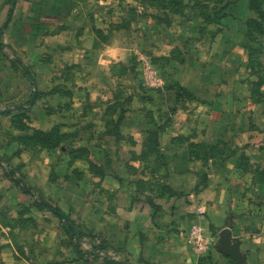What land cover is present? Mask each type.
I'll use <instances>...</instances> for the list:
<instances>
[{
	"label": "rangeland",
	"instance_id": "1",
	"mask_svg": "<svg viewBox=\"0 0 264 264\" xmlns=\"http://www.w3.org/2000/svg\"><path fill=\"white\" fill-rule=\"evenodd\" d=\"M67 1L75 7L58 12L52 28L39 0L10 19L15 35L5 42L0 61V111L12 108L0 117V264H132L110 245H126L127 239L142 245L139 225L144 229L145 222L153 226L146 230L152 240L162 233L167 248L174 236L186 245L184 262L169 256L180 251L167 249L161 264L238 262L220 253L212 238L213 245L196 250L193 228L204 241L216 232L209 233L201 218L178 213L188 179L237 178L229 189L236 199L230 200L231 224L245 220L250 238L264 226L257 201L258 192L264 199V21L250 10V0ZM59 3L46 0L45 6ZM80 12L90 35L85 52L74 22ZM66 21L70 31L52 40ZM121 30L125 37L118 39ZM104 43L123 47L117 60L96 57L94 50H103ZM147 62L161 86L146 85ZM130 102L129 123L124 115ZM152 115L157 121L150 129L176 130L182 123L186 129L171 139L163 136L158 149L147 139L145 150L132 154L129 136L120 138L119 131H139L141 117L148 121ZM129 160L147 170L126 167ZM188 160L197 161L191 165L197 170ZM129 186L134 207L143 211L137 215L125 210ZM10 187L19 198L3 200ZM157 193L163 197L155 201ZM151 211L159 214L151 219ZM134 227L137 233L128 234ZM115 236L118 242L111 240Z\"/></svg>",
	"mask_w": 264,
	"mask_h": 264
},
{
	"label": "crops",
	"instance_id": "2",
	"mask_svg": "<svg viewBox=\"0 0 264 264\" xmlns=\"http://www.w3.org/2000/svg\"><path fill=\"white\" fill-rule=\"evenodd\" d=\"M41 1L43 2V5L41 6V8H43V9L48 8V9H45V10H47L45 12V15H46L45 17L47 19H49V24H50L51 28L54 24V22H53V19L55 20L54 16L57 15L58 12L63 14L67 8H69V10H70V9H73L76 5V3L75 4L70 3L69 1H67L68 4H66L65 3L66 0H60V3L58 5L45 6L46 0H39V3ZM37 2H38V0H0V61L2 63H4V55L3 54H4V51L6 50V45H4V44H5V42H7L9 40V36L14 37V35H15V32L13 30L14 27H10V24H12L14 22V21L10 22L11 16L13 17V16H15V14L17 15V13H20L21 9H23L26 6H28L30 8L32 5H38ZM48 4H50V3H48ZM77 9H78V11H81V5L79 4V2L77 3ZM79 15H81V12L79 13ZM97 19H98L97 21L101 20L99 18H97ZM74 22H76V25L78 26V28L81 29L79 31L80 36H78V41L84 47V52H85V46L86 45L84 44V42L90 36L89 34H86L87 33L86 30H88L86 27V21H84V18L81 15V16H78V19ZM80 22H82V24ZM97 23L99 24V22H97ZM63 24L64 25L61 26V29L57 30L56 33H54L55 35L52 34V36H51L52 40L58 39L59 37L64 38L65 34H67L70 31V23L66 21ZM98 24L95 25L94 28H96V29L101 28V26ZM8 27H9V29H7ZM123 32H124L123 30H121V32H118V39L125 37V33H123ZM95 39H97V37L92 38L93 43H96ZM109 40H112V42H113V40H114L113 36L110 37ZM94 46H95V44H94ZM103 46H104L103 50H94V52H95L97 58L103 59L104 61L106 60L109 62H111L113 60H117V58H116L117 51H119V50L122 51V49H123V47L121 48L119 46H116V44H112V46H111V44L108 45L107 43H104ZM107 51H109V53ZM85 55L88 56V54H85ZM158 86H161V83H158V85L156 84L154 86H148V87L155 88ZM30 103H31V101H30ZM132 103L133 102H130L128 104V107L125 111L126 115H124L125 121L126 122L128 121L129 123L132 121L131 120L132 118L130 116H132L134 114V112L131 109ZM9 113L10 112L1 113L0 117L3 116L2 114H9ZM148 118L149 119L147 121V117H141V122H140L141 129L139 131L138 130L137 131H133V130H131V131H124V130L121 131L120 130L119 131L118 137L121 136L120 138H124V136H129L128 138H130V140H131V142H130L131 146H127V148L131 150L132 154L133 153L139 154L143 150H145L144 149L145 148L144 142L146 141V139L148 137L149 131L152 130V128L150 129L149 126H151L153 123H155L157 121L156 120L157 118L154 116H153L154 119H152L150 116ZM147 122L149 123V125H148V127H145ZM183 124L184 123H182V125H179L176 130L174 128H172V130L159 131L157 134L158 135V146H159V142L161 141L163 136H168V137L170 136L169 138L171 139L178 134H182L184 132L183 129L184 128L186 129V126H183ZM169 132H171L172 134ZM207 137L208 136H205V139H207ZM170 142L173 143L172 140H170ZM158 146L156 147L157 149H158ZM165 148L167 149V151H173L174 147H173V145H169L168 147L165 146ZM112 157L113 156H110V158H112ZM239 159H240V157H239ZM193 162H197V161L193 160ZM193 162L191 160H188L187 161L188 166H190L189 168L191 170H197L196 167L193 168L191 166ZM201 162H203V161L201 160ZM205 162H206V164H204V168L207 169L209 159L205 160ZM126 164H128L126 167H128L130 169H134V166H136L138 168L139 167L142 169L144 168L145 171L147 170V166H143L139 162H136L134 160H129L128 162H126ZM148 165L152 166L150 163H148ZM260 168H264V165L261 164ZM191 174L194 175L193 173H191ZM131 176H134V175L131 174ZM115 177H116L117 183L122 181L121 175H117ZM147 178H149V177L144 175V179L146 180ZM238 181L240 182V180L237 178L228 179V180L225 178H221V180H220L218 178V176L215 178L213 176H209L205 180V182L198 181L196 176H195V179H193L192 181H191V179L190 180L188 179V182L185 181V182H187L185 184H188L187 186L189 187V189H188L189 193L185 194V195L183 194L182 195L183 197L181 196L182 198H181L180 202H183L184 204H183V206H181V210H179L178 217L184 216V217H189V218H193V219L194 218L196 219L197 217L201 218L203 220V222L206 224V227L209 228V231H208L209 233H210V230L212 233H213V230L216 232L214 235L208 234L207 239L205 241L203 240L204 248L206 247L205 244H207L208 247H209V245H213V240H211V238L216 240V242H217V243H215L216 245H219L221 240L227 239L231 245L236 244V250H235L236 253L241 258L245 257V259H247L246 261H245V259H243L242 263H239L238 260L233 259L235 261H238V262H235L236 264H264V226H262L263 228H261L259 231H257L256 229H253L254 230L253 234H252L253 237L250 238V236H248V235L250 234L249 232L252 229H251V227H248V225H247L248 223L245 220H239L238 219V221L231 224L230 214H231V212H234V211H232V209H230V200L231 199L236 200V199L230 197V195H231L230 193H232V191L229 189L233 188L234 184H238L239 183ZM191 182L195 186L194 191H192ZM257 182L258 181L255 182L256 185L261 184V182H264V181H261V182L259 181L258 184H257ZM179 184H178V187H179ZM196 184H198V186ZM172 187H173V185H172ZM132 188H134V187L129 186V190L131 192V193H129V196H132V197L130 199H129V196H127L125 198V200H128L127 201V207L125 210H127L126 213L132 214L133 212H136V215H137L138 213H142L143 211L137 210V208L134 207L135 196L133 194ZM9 192L11 194L10 196H9V194L2 195V197H4L3 200H12V198H15V200H16L20 196V192L17 191L16 189L11 188ZM224 194H225V198H226L225 201H223V195ZM155 196H157V198H155V201H157L158 196L161 197V199H162L163 194L160 195L157 193ZM257 196H258V198H257L258 204L260 203L261 204L260 207H264V199H263L262 195L260 194V192H258ZM131 202H132V204H131ZM225 202L227 204H224ZM158 212L159 211H151V213H152L151 219L155 214L156 215L159 214ZM258 213L263 214V211H258ZM127 216H129V215H127ZM175 216H176V213H175ZM171 217H174V214L171 215ZM262 217H263V215L261 217H259V219ZM133 224H134V218L132 216V218H129L127 225L130 228H132ZM144 224L146 227V228L144 227V229H143V226L141 224L139 225V228H142V229H140L141 234L139 236L141 239L142 245H134V243H133L134 239H132L131 241H130V239H127L128 242L126 243V245H110V246L111 247L113 246L112 248H115L116 250L120 251L122 256L123 257L125 256L126 259H129V257H130L129 261L132 264H161L159 261H163L162 256L165 254L167 249H170L171 251L175 250L176 252L180 251V254L175 253V254H170L169 256H176V257L179 256V261H182V262H184L186 260L188 255H187V252L185 251L186 245H184V240L181 241L180 238H178V240H177V238L174 236L173 237L175 239L174 245H170V247H172V248H167V245H162V243L167 239V237L164 238V235L162 233H159L158 238L157 239L155 238L152 240L153 236L150 233L147 236L146 230L153 229V226L148 225L146 222ZM154 225H156V223ZM115 230H117V229H115ZM137 230H136V228H135V230L129 229L130 232L128 234L137 233ZM181 234H183V233L181 232ZM157 235H158V233L156 232V236ZM202 235H203V233H202ZM231 237H233L236 240L235 241L231 240ZM111 240L112 241L115 240L116 242H118V239H116V236L113 239L111 238ZM112 244H113V242H112ZM193 247L195 248L194 243H193ZM217 254L218 253H213L212 257L214 259H218V260H226L222 257H219V256H221L220 254H218V255ZM142 256H145V258ZM141 257L144 258L143 261H141L142 260ZM230 259H232V258H230ZM197 260H199V258ZM197 260L195 259L196 263H198ZM227 262H223V263L235 264V263H232L229 261H227Z\"/></svg>",
	"mask_w": 264,
	"mask_h": 264
},
{
	"label": "trees",
	"instance_id": "3",
	"mask_svg": "<svg viewBox=\"0 0 264 264\" xmlns=\"http://www.w3.org/2000/svg\"><path fill=\"white\" fill-rule=\"evenodd\" d=\"M262 0H250L249 2V8L250 10L256 12V14H258L260 16V19L261 21H264V10L262 9L261 7V4H262ZM249 23L252 25V26H258V27H261V24L258 23V21L254 20V19H251L249 21ZM263 32V31H262ZM156 129H152L149 131V134H148V141L150 140L152 144L156 145V147L158 146V132L161 131L162 129H159L158 127H155ZM37 131V130H36ZM40 132V131H39ZM40 134L43 136V137H47V135H49L48 133H42L40 132ZM35 139V138H33ZM146 139V141H147ZM145 141V142H146ZM144 142V147L146 146V143ZM51 147H52V144H51ZM5 169V168H4ZM81 235V234H79Z\"/></svg>",
	"mask_w": 264,
	"mask_h": 264
},
{
	"label": "water",
	"instance_id": "4",
	"mask_svg": "<svg viewBox=\"0 0 264 264\" xmlns=\"http://www.w3.org/2000/svg\"><path fill=\"white\" fill-rule=\"evenodd\" d=\"M35 94H36V91L33 92V95L31 98V103L34 101ZM19 108H21V106ZM11 110H12V108H6V109L1 110L0 113L10 112ZM57 214L67 222V224L69 225L72 232L77 236L76 229L69 222L68 218L60 212H57ZM217 247H218V251L220 253H222V254H224V255L232 258V259L241 261L242 258L235 251L236 250V244L231 245L227 239H223V240H221V242L219 243V245Z\"/></svg>",
	"mask_w": 264,
	"mask_h": 264
},
{
	"label": "built area",
	"instance_id": "5",
	"mask_svg": "<svg viewBox=\"0 0 264 264\" xmlns=\"http://www.w3.org/2000/svg\"><path fill=\"white\" fill-rule=\"evenodd\" d=\"M144 78L146 85L148 86H154L158 85L160 83L158 76L156 75L155 70L148 64L146 63V66L143 70ZM201 231L199 228H193L191 231V237L193 238V243L195 244V249L196 250H201L204 248L203 246V238L201 237Z\"/></svg>",
	"mask_w": 264,
	"mask_h": 264
}]
</instances>
